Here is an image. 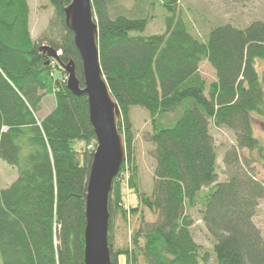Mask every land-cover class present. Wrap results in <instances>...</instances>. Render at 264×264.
<instances>
[{"label":"trees","instance_id":"obj_1","mask_svg":"<svg viewBox=\"0 0 264 264\" xmlns=\"http://www.w3.org/2000/svg\"><path fill=\"white\" fill-rule=\"evenodd\" d=\"M48 1L55 18L35 41L27 0H0V159L16 170L14 181L0 187V264H83L85 192L93 156L86 146H73L88 145L95 135L86 96L67 90L61 68L73 61L83 88L81 59L64 24L63 8L71 0ZM116 1L91 0V6L103 79L120 111L121 168L127 164L131 190L136 191L130 110L160 118L147 137L154 147L152 190L138 198L158 219L139 226L132 247L123 252H115L108 239L111 264L119 256L137 264L136 251L148 264H211L212 254L214 264H264V239L253 224L264 187L239 154L262 151L252 125L255 116L264 120V23L254 21L244 29L217 26L200 41L188 31L177 0H162L159 6L168 13L164 32L143 35L149 19L113 16ZM42 46L60 51L59 61L45 57ZM204 61L215 73L209 85L199 73ZM47 94L55 107L38 120ZM210 126L227 129L235 138L223 160L225 182H218ZM121 174L109 195L110 217L117 211L125 215L117 206ZM202 189L207 193L201 203ZM198 204L199 221L214 241L212 254L191 232V211Z\"/></svg>","mask_w":264,"mask_h":264},{"label":"rangeland","instance_id":"obj_2","mask_svg":"<svg viewBox=\"0 0 264 264\" xmlns=\"http://www.w3.org/2000/svg\"><path fill=\"white\" fill-rule=\"evenodd\" d=\"M159 2L161 3L162 0H117L113 6L112 13L113 16L123 14L131 18L146 17L149 19V23L143 35L160 34L164 32V18L168 13L163 6H159ZM27 6L29 9L28 25L31 38L36 41L39 40L40 35L50 21L54 20V8L48 0H27ZM176 9L183 18L190 34L200 41H205L209 31L217 26L230 24L236 28L244 29L254 21L264 23V0H177ZM56 55L59 58L61 56L60 51L56 52ZM199 73L207 85L215 80V73L206 61L199 65ZM65 77L67 80V74ZM63 78L64 76L62 77V82H64ZM54 107L55 100L53 95H45L41 103V111L37 114L38 120L48 115ZM130 111L129 117L133 134L132 167L135 169L132 181L135 184L136 191L129 189V170L126 167V163L124 165L125 168H121L122 163L119 168L120 172L118 171V173L122 174L117 181L120 184V189H118L120 203L117 206L125 211V215L118 211L115 212L117 210V207H115L113 209L115 213L111 216L112 218L110 217L112 229L108 232L109 243L115 252H123L125 249H130L132 247L131 238L139 226L154 224L158 219L153 212L141 206L138 198L141 193L148 195L152 190L153 171L155 168V161L152 155L154 147L147 142V137L151 135L152 122L160 117H157V114L150 116L148 112L140 108H132ZM171 116L168 118L172 119ZM255 119L252 125V134L259 141L262 151L249 154L246 150H242L239 151V154L243 163H250V172L264 187V120L256 116ZM209 130L214 140L217 156L216 172L218 182H225L227 175L225 174L223 160L226 152L235 147V138L233 133L227 129H215L210 126ZM118 133L120 134L121 132L118 130ZM85 146L93 153L97 148L96 139L88 145L82 143L73 147H82L83 149ZM15 178L16 170L0 159V187H7ZM200 193L197 200L202 203V198L206 195L207 189H202ZM199 208L200 204L191 211L193 220L191 232L194 241L212 254L214 241L199 221L197 214ZM135 209H137V213L133 214L132 211ZM253 224L264 239V198L258 201L257 213L253 218ZM55 243H57L56 240ZM143 244L144 241L141 240L139 248ZM136 252L137 264H148L143 254L139 251ZM210 263L214 264L213 254L210 256ZM117 264H127V258L119 256Z\"/></svg>","mask_w":264,"mask_h":264},{"label":"water","instance_id":"obj_3","mask_svg":"<svg viewBox=\"0 0 264 264\" xmlns=\"http://www.w3.org/2000/svg\"><path fill=\"white\" fill-rule=\"evenodd\" d=\"M63 14L65 27L73 35L74 45L81 59L83 76L81 88L73 61L62 65L67 74L66 88L75 96H86L88 119L97 143L85 192L83 264H111L108 202L113 179L125 157L122 136L116 126L120 111L111 97L100 68L98 31L91 0H71L63 8ZM40 52L47 58L59 61L51 47L43 46Z\"/></svg>","mask_w":264,"mask_h":264},{"label":"bare ground","instance_id":"obj_4","mask_svg":"<svg viewBox=\"0 0 264 264\" xmlns=\"http://www.w3.org/2000/svg\"><path fill=\"white\" fill-rule=\"evenodd\" d=\"M116 122H117V120H116ZM94 152H95V151H93L92 155L94 154Z\"/></svg>","mask_w":264,"mask_h":264}]
</instances>
